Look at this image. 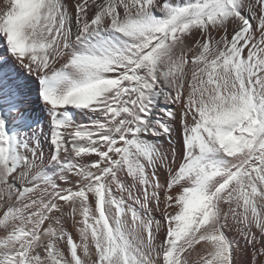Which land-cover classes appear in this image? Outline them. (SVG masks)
<instances>
[{
    "label": "snow or ice",
    "instance_id": "snow-or-ice-1",
    "mask_svg": "<svg viewBox=\"0 0 264 264\" xmlns=\"http://www.w3.org/2000/svg\"><path fill=\"white\" fill-rule=\"evenodd\" d=\"M0 41L47 117L0 71V264H264V0H7Z\"/></svg>",
    "mask_w": 264,
    "mask_h": 264
},
{
    "label": "bare ground",
    "instance_id": "bare-ground-1",
    "mask_svg": "<svg viewBox=\"0 0 264 264\" xmlns=\"http://www.w3.org/2000/svg\"><path fill=\"white\" fill-rule=\"evenodd\" d=\"M6 5H7V0H3V2L0 3V14L3 13V11L6 8ZM0 44H2V41H0ZM1 48H2V46H0V59H6L7 63H0V65L2 64L0 66V71H3L4 73H6L9 76L17 75V73L15 71L17 69L19 70V68H17L18 66L15 65V62L13 60H11L8 57L7 53L5 51H3V49L1 50ZM15 77H17V76H15ZM21 88L22 89H19V92H20V95L22 97V103L24 104L25 109L28 110L27 112L30 113V117L34 118L35 120L45 121L47 119V117L43 116L40 112H37V110H35L36 109L35 103H36L38 98L36 96V86H35L34 82L32 81V79L27 78L24 85H22ZM196 248L199 249V246H197ZM198 254H196V252L194 251L192 256L196 257V255L198 256ZM192 261H193V259H192ZM193 263H194V261H193Z\"/></svg>",
    "mask_w": 264,
    "mask_h": 264
},
{
    "label": "rangeland",
    "instance_id": "rangeland-1",
    "mask_svg": "<svg viewBox=\"0 0 264 264\" xmlns=\"http://www.w3.org/2000/svg\"><path fill=\"white\" fill-rule=\"evenodd\" d=\"M3 49V51H4V48L2 47L1 48V50ZM11 60H12V58L10 57V56H8ZM2 65V64H1ZM0 65V66H1ZM18 68V67H17ZM18 70V69H17ZM15 71L16 73H17V75H15V76H17L16 77V79H17V81H18V89H22L21 87H22V85H24V83H25V81H26V79L27 78H30V77H27L24 73H23V71L21 70V69H19L18 71ZM31 79V78H30ZM35 106H36V109L35 110H37V112H40L43 116H45V114H44V112H43V110H42V106H41V103H40V101L37 99V101H36V103H35ZM28 111V110H27ZM35 113V112H34ZM29 114V116H30V113H28ZM31 119H34V118H32V117H30ZM35 120V119H34ZM231 234V233H230ZM163 237L161 236V239H162ZM198 246V245H197ZM196 246V247H197ZM202 251V250H201ZM196 254H198V252H196ZM200 254V253H199ZM198 254V255H199ZM195 256H191V261H192V259H193V261L195 262V260H196V258H198V256L196 255V257L194 258ZM193 261H192V263H193ZM194 264V263H193Z\"/></svg>",
    "mask_w": 264,
    "mask_h": 264
}]
</instances>
